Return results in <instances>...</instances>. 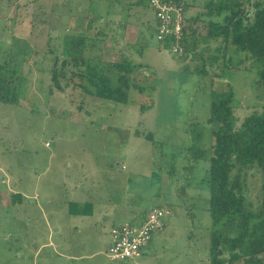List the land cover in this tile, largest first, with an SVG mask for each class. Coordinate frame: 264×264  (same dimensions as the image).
Returning a JSON list of instances; mask_svg holds the SVG:
<instances>
[{
  "label": "rangeland",
  "instance_id": "rangeland-1",
  "mask_svg": "<svg viewBox=\"0 0 264 264\" xmlns=\"http://www.w3.org/2000/svg\"><path fill=\"white\" fill-rule=\"evenodd\" d=\"M206 1L195 0L192 52L178 55L158 51L147 0H0V62L10 45L20 48L26 77L19 103L0 102V264H208L211 92L232 88L238 128L264 108V87L258 61L220 38L203 39L207 19L219 20L201 16ZM77 40L85 60L139 66L132 79L142 90L130 88L120 103L83 91L77 77L57 76L58 89L54 58L68 57L65 47ZM208 55L218 58L210 65ZM241 175L245 195L259 201L258 175ZM155 207L171 214L148 252L109 260L112 226L137 224Z\"/></svg>",
  "mask_w": 264,
  "mask_h": 264
},
{
  "label": "trees",
  "instance_id": "trees-1",
  "mask_svg": "<svg viewBox=\"0 0 264 264\" xmlns=\"http://www.w3.org/2000/svg\"><path fill=\"white\" fill-rule=\"evenodd\" d=\"M172 1L180 3L185 12L184 0ZM245 1L207 0L201 16H219V20L208 19L205 38H220L223 44L230 43L234 46L235 51L245 52L246 58L252 57L258 61L260 67L257 70V84L264 87V0L249 1V4H245ZM147 5L155 18L148 0ZM198 18L194 16L187 19L194 22ZM156 30L155 19L154 32ZM188 35L186 32L182 54L192 52L190 45L194 40H191L192 44H188ZM22 38L15 37L14 40L22 41L23 44ZM168 41L159 42L170 49ZM69 46L72 50H69ZM85 48L82 40L73 41L65 47L69 58H54L51 70L54 85L58 89L62 88L57 76L67 80L77 77L79 83L73 84L83 91L109 101L127 102L130 88H138L132 75L139 66L120 57L109 65H101L99 59L93 63L92 60H85ZM216 48L220 50L218 45ZM21 49L22 53L28 52L25 46ZM16 53L20 54V48L10 45V49L5 52L7 58L0 62V102L3 103H19L21 84L26 83V77L18 72L20 65L16 60ZM200 58L202 60L203 56ZM217 58L208 55L207 61L211 65ZM67 71L70 72L68 77ZM207 71V67L205 69L202 65L198 68L200 73L206 74ZM219 76V73L213 74L214 78ZM138 90L141 91L142 88ZM234 108V92L230 86L211 92L208 122L213 125V143L205 181L209 192L208 211L211 219L208 264H264V108L250 112L238 128L233 126ZM202 154L200 151L198 156ZM241 174L245 178L248 174L251 177L258 175L259 201L254 202L245 195V179ZM20 201L21 194L15 193L12 203ZM162 223L163 229V219ZM144 254L145 251L141 256Z\"/></svg>",
  "mask_w": 264,
  "mask_h": 264
},
{
  "label": "built area",
  "instance_id": "built-area-1",
  "mask_svg": "<svg viewBox=\"0 0 264 264\" xmlns=\"http://www.w3.org/2000/svg\"><path fill=\"white\" fill-rule=\"evenodd\" d=\"M148 4L155 14L156 39L158 41L168 39L170 50L181 55L182 43L187 32L183 6L172 0H148ZM166 210L156 207L150 209L140 223L124 222L112 226L107 247L108 259L114 261L140 257L149 245L153 233L162 229V219L168 213Z\"/></svg>",
  "mask_w": 264,
  "mask_h": 264
},
{
  "label": "crops",
  "instance_id": "crops-1",
  "mask_svg": "<svg viewBox=\"0 0 264 264\" xmlns=\"http://www.w3.org/2000/svg\"><path fill=\"white\" fill-rule=\"evenodd\" d=\"M185 2H184V4H185V13H186V17L188 18V19H190V17H193L194 16V11H193V9L195 8V4H196V2H195V0H184ZM187 5V6H186ZM141 11H144L143 9H140ZM141 18H142V21L140 22V24L141 25H144V23L146 22V19L145 18H147L146 16H145V13H143V15H141L140 16ZM205 17H207V16H205ZM153 18V21H151L150 20V18H149V20H147V28L148 29H152L153 31H154V27H155V18H154V16L152 17ZM187 19V33H189V35L187 36L188 38H187V42H188V44H192L191 43V40L193 39V35H190L196 28H195V24H193V22L191 21V20H188ZM208 20V19H207ZM118 25L121 27V29H128L129 27L131 28V30H133L134 31V33H135V38H137L136 36H138V32L139 33H141V34H143V31H140V29L138 28V30H137V32H136V28L134 27V26H132V24L131 23H127L125 26H123V25H120V23H118ZM129 25H131V26H129ZM145 26V25H144ZM125 27V28H124ZM206 34V33H205ZM156 38V37H155ZM138 39V38H137ZM203 39H206L205 38V36H203ZM157 40V39H156ZM206 41H210V39H206ZM157 48H158V51L160 52L161 50H163V49H165V47H164V45H163V43H161V42H159V41H157ZM193 50V49H192ZM83 202V201H82ZM149 210H147V211H145L144 213H142L141 214V216L139 217V222L138 223H140V222H142L143 221V219L145 218V216H146V214H147V212H148ZM170 214L171 213H167V216L166 217H169L170 216ZM165 217V218H166ZM119 223V222H118ZM166 226V225H165ZM161 231V230H160ZM157 232H159V231H156L155 233H157ZM155 233H153V234H155ZM151 241H152V239H151ZM151 241H150V243H149V245L147 246V249L145 250V252H148V249H149V247H150V244H151ZM153 244V243H152ZM152 244H151V246H152ZM109 245V244H108ZM108 245H107V247H108ZM144 255H142V256H140V257H137V258H141V257H143ZM135 259V258H134Z\"/></svg>",
  "mask_w": 264,
  "mask_h": 264
},
{
  "label": "clouds",
  "instance_id": "clouds-1",
  "mask_svg": "<svg viewBox=\"0 0 264 264\" xmlns=\"http://www.w3.org/2000/svg\"><path fill=\"white\" fill-rule=\"evenodd\" d=\"M185 16H186V13H185ZM186 20H187V17H186ZM186 27H187V24H186ZM188 38V37H187ZM174 54H176V53H174ZM182 55V54H181Z\"/></svg>",
  "mask_w": 264,
  "mask_h": 264
}]
</instances>
